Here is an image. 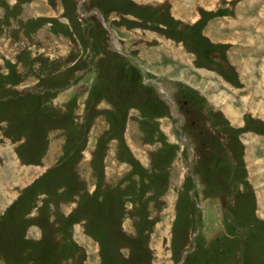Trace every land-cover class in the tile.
Segmentation results:
<instances>
[{
    "label": "rangeland",
    "instance_id": "374dc122",
    "mask_svg": "<svg viewBox=\"0 0 264 264\" xmlns=\"http://www.w3.org/2000/svg\"><path fill=\"white\" fill-rule=\"evenodd\" d=\"M179 1L0 0V264H264L259 8Z\"/></svg>",
    "mask_w": 264,
    "mask_h": 264
},
{
    "label": "crops",
    "instance_id": "0c3cea01",
    "mask_svg": "<svg viewBox=\"0 0 264 264\" xmlns=\"http://www.w3.org/2000/svg\"><path fill=\"white\" fill-rule=\"evenodd\" d=\"M207 1H209L210 2V4H207L206 2ZM214 1H217V0H194V2L195 3H201V4H204V5H206V6H208V8H212V5L213 6H215L214 4ZM261 1V2H260ZM263 1L264 0H250V3H252V2H254V6H258V13H257V15H255L254 17H251L250 19H248V18H246L245 16H239L238 18H234L233 20H231V21H227L226 19H224V18H222V25H224V24H226L225 25V27L227 26V28H230L229 26L231 25V24H233L232 26H238V29H235V31H237L238 33H236L237 34V36H239V38L237 37V36H235L234 38H233V41H241V42H245V41H247L248 40V43H253V44H255V41H259L260 39H262V40H264V35H263V31H264V13H262V6H264L263 5ZM190 2V1H189ZM188 2V0H186V2H181V1H179V3L178 4H180V6L182 7V5L183 4H185V3H189ZM193 2V3H194ZM182 3V4H181ZM245 3V2H244ZM250 4L248 1H246V4ZM245 4V5H246ZM177 13V12H176ZM177 14H179V13H177ZM181 16H183V15H181ZM187 16V15H186ZM257 19H258V23H256V21H257ZM260 20H262V21H260ZM256 23V24H255ZM235 24V25H234ZM212 25H214V24H212ZM254 25L256 26V27H254ZM215 26V25H214ZM213 26V27H214ZM252 28L253 30H256V31H260V33L263 35V38H260L259 40H258V38L254 35V34H249V31H248V28ZM263 27V28H262ZM211 28V27H210ZM262 28V29H261ZM261 29V30H260ZM252 30V31H253ZM210 31L211 32H215L212 28L210 29ZM218 31V30H217ZM234 31V30H233ZM234 31V32H235ZM219 33H221V34H218V33H215V35L212 33V35H214L215 37H218V39H216V40H214V41H217V40H221L222 38H224V39H229V35L228 34H230V32H232V31H230L228 34H226V35H224L221 31H218ZM236 34H234V35H236ZM211 35V36H212ZM233 36V35H232ZM227 37V38H226ZM237 39H239V40H237ZM246 39V40H245ZM210 40H212L211 38H210ZM261 41V40H260ZM259 47L262 49V50H264V44L263 43H259ZM247 53V52H246ZM252 53L253 54H250L252 57L253 56H255V55H260V54H262L263 53V60L261 61V62H259V63H255V61H256V59L258 58V57H255L256 59H253V60H248V59H243V60H241V61H239L238 60V64L239 63H241L240 65H238L237 66V68H238V71H239V73H240V75L243 77L244 76V78H248V79H250L249 81H250V85L249 86H251V87H253L252 89L253 90H255L256 92L257 91H259V92H262L263 90H264V83H262V81H263V79H264V51H258L257 49H255L254 51H253V49H252ZM254 58V57H253ZM259 59V58H258ZM253 62L255 63V65L253 64ZM257 70V71H256ZM259 71V72H258ZM247 74V77H245V75ZM255 77H257L256 78V81H254V79H255ZM261 79H262V81H261ZM206 83H208V82H206ZM263 102V101H262ZM245 105H247L248 107H249V110H252V111H260V110H257V109H255V110H253V106H251L250 104H248L247 102H245ZM257 107L258 106H260V104L259 105H256ZM255 107V106H254ZM254 134H256V135H259V134H257L255 131L253 132ZM9 144H10V146H12V152H9L10 153V155H9V158H11L12 160L11 161H13V163H12V165H13V167H16V169H15V171L20 175V176H22V172H20L21 170H20V168L22 167V165H24V163H22L21 161H20V159H16V157L15 156H18V153L16 152V153H14V148H13V146H14V144L12 143V142H9ZM0 146H3V147H5L4 145H0ZM3 153L5 154V151H3ZM13 154V156H11ZM6 155V154H5ZM6 156H8V155H6ZM16 161L18 162V164H16ZM25 167H29L28 169H37L36 168V166L34 165V164H30V166L28 165V166H26L25 165ZM27 169V170H28ZM26 170V171H27ZM15 171H13L12 173H15ZM1 170H0V186H1V184L2 183H4V177L2 178L1 177ZM28 172H30V170L28 171ZM16 173V174H17ZM25 173H27V172H25ZM28 176L30 177V173H29V175H28V173L25 175V178H28ZM23 178V177H22ZM22 178H20V179H22ZM19 179V180H20ZM11 182H13V183H15L14 181H11ZM4 187H5V185H4ZM262 190H264V188L263 189H261V190H258L257 191V204H258V209H259V211H260V215L262 216H264V205H263V200H261L260 199V197H261V193H259V191H261L262 192ZM5 191H6V189H5ZM260 196H259V195ZM7 197L8 196H6V195H2L1 193H0V202H3L2 200H1V198H3V199H7ZM263 197V196H262Z\"/></svg>",
    "mask_w": 264,
    "mask_h": 264
},
{
    "label": "bare ground",
    "instance_id": "6f19581e",
    "mask_svg": "<svg viewBox=\"0 0 264 264\" xmlns=\"http://www.w3.org/2000/svg\"><path fill=\"white\" fill-rule=\"evenodd\" d=\"M222 99V98H221ZM226 103V102H225ZM228 111H230V109L228 110ZM261 112H262V114H264V111L263 110H261Z\"/></svg>",
    "mask_w": 264,
    "mask_h": 264
}]
</instances>
